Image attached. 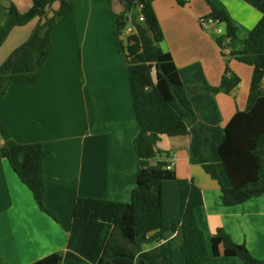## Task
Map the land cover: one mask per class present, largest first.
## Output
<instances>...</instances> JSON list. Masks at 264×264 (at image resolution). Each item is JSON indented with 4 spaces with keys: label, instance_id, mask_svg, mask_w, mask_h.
<instances>
[{
    "label": "trees",
    "instance_id": "trees-1",
    "mask_svg": "<svg viewBox=\"0 0 264 264\" xmlns=\"http://www.w3.org/2000/svg\"><path fill=\"white\" fill-rule=\"evenodd\" d=\"M119 1L122 10L111 12V17L138 127L132 140L135 186L128 202L78 197L66 251L31 264H62L64 259L88 264H210L220 254L242 264H264L222 228L207 242L196 219L203 206L200 188L191 179L178 178L168 153L157 148L162 135L188 137L190 164L199 165L217 182L223 206L264 195V0H242L262 17L241 40L240 49L230 52L236 61L252 67V74L244 110H237L224 127L215 96L232 93L239 77L225 65L219 85L212 87L199 64L177 68L170 53L158 46L163 33L152 6L155 0ZM189 1L175 0L180 7ZM204 1L209 12L200 23L211 19L224 24L226 37L237 39V28L226 12L211 0ZM55 3L58 8L51 10ZM74 8V0H31L25 12L12 3L0 6V47L13 28L37 20L28 38L0 64V104L10 86L38 83L53 49L51 33L73 15ZM217 44L222 48L221 40ZM0 137V157L31 192L39 210L57 222L43 205V162L52 153L39 143L12 140L1 117Z\"/></svg>",
    "mask_w": 264,
    "mask_h": 264
},
{
    "label": "crops",
    "instance_id": "crops-1",
    "mask_svg": "<svg viewBox=\"0 0 264 264\" xmlns=\"http://www.w3.org/2000/svg\"><path fill=\"white\" fill-rule=\"evenodd\" d=\"M74 2L73 15L51 33L55 44L52 40L53 49L38 83L10 86L0 104V117L12 140L39 143L52 153L43 162V205L58 218L56 222L39 210L31 192L0 157L1 264H31L48 254L65 252L78 197L128 202L135 186L137 157L132 140L138 127L124 59L103 4L107 1ZM212 2L237 28V39L230 40L224 33L214 38L216 29L223 30L224 24L200 23L209 12L201 0H190L184 7L175 0H155L152 6L163 33L158 46L170 53L177 68L199 64L212 87L219 85L225 65L239 77L232 93L215 96L220 126L224 127L237 110H244L252 74V67L236 61L230 52L240 49L241 40L262 15L242 0ZM11 3L20 12L31 6V0H0L5 8ZM56 5H52L53 10ZM110 7L114 13L122 10L119 0H111ZM36 22L10 31L0 47V60L10 41L11 50L18 47L15 40L23 38V43ZM59 34L69 41H56ZM74 46L78 48L77 58ZM188 144V137L162 135L157 148L168 153L178 178L191 179L200 188L203 206L196 211V219L206 240L222 228L234 243L244 244L253 257L264 260V195L223 206L217 182L210 180L199 165L190 164ZM62 264L88 263L64 259ZM210 264L242 262L220 254Z\"/></svg>",
    "mask_w": 264,
    "mask_h": 264
},
{
    "label": "rangeland",
    "instance_id": "rangeland-1",
    "mask_svg": "<svg viewBox=\"0 0 264 264\" xmlns=\"http://www.w3.org/2000/svg\"><path fill=\"white\" fill-rule=\"evenodd\" d=\"M205 5H206V2L204 1V0H201ZM213 1V0H212ZM104 4V6H105V9H106V12H107V14H108V22H111L112 23V25H113V21H112V17H111V12H113L112 11V7H110V4H106V3H103ZM58 7H57V5L55 6V10L57 9ZM29 9V8H28ZM27 9V10H28ZM51 10H53V9H51ZM24 11H26V10H23L22 12H24ZM49 13V15L51 14V12L49 11L48 12ZM67 20V19H66ZM63 24V23H62ZM219 26H221V24L219 25ZM58 27V26H57ZM129 28V27H128ZM217 34V33H216ZM215 34V36H214V38L215 37H221L219 34H217L216 35ZM26 35H30V32H29V34H26ZM224 35V34H223ZM28 36H27V38H28ZM23 37V36H22ZM24 37H26V36H24ZM26 38V39H27ZM52 38V37H51ZM56 39V41H58L59 43H63L64 42V40H67V41H69V38H64V36H63V34H59V36H58V38H55ZM73 39V41H75V39L74 38H72ZM53 40V43L55 44V41H54V39H52ZM16 42V44L15 45H20L21 43H22V41H23V38H20V40H15ZM20 42V44H17V43H19ZM12 42L10 41V43L8 44V46L6 47V50L2 53V55H4L3 56V58L0 60V63H2L5 59H6V57L10 54V52L12 51L11 49V47H12ZM70 46V48L68 49V51H69V53H70V55L72 54V46H71V44L69 45ZM15 48L17 47V46H14ZM10 51V52H9ZM9 52V53H8ZM75 54L77 55V57H78V48H77V46H74V57H76L75 56ZM76 57V58H77ZM211 81V80H210ZM181 158V157H180ZM179 160V157H177V161ZM179 162H181V160L179 161ZM178 162V163H179ZM210 180H212V179H210ZM207 242H208V240H207Z\"/></svg>",
    "mask_w": 264,
    "mask_h": 264
},
{
    "label": "built area",
    "instance_id": "built-area-1",
    "mask_svg": "<svg viewBox=\"0 0 264 264\" xmlns=\"http://www.w3.org/2000/svg\"><path fill=\"white\" fill-rule=\"evenodd\" d=\"M138 19H139L140 21L142 20L141 17H139ZM201 24H203V26H208V25H215V24H217V22H216V21H213V20H211V19H208V20H206V21H201ZM131 30H132L131 27L127 28V29H126V33H130ZM216 33L219 34V35H221V34L223 33V32H222V29H221V28H217V29H216ZM169 168H170V167H168V169H169Z\"/></svg>",
    "mask_w": 264,
    "mask_h": 264
}]
</instances>
